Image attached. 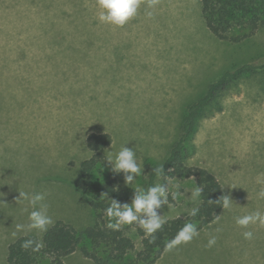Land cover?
I'll list each match as a JSON object with an SVG mask.
<instances>
[{
  "label": "rangeland",
  "instance_id": "374dc122",
  "mask_svg": "<svg viewBox=\"0 0 264 264\" xmlns=\"http://www.w3.org/2000/svg\"><path fill=\"white\" fill-rule=\"evenodd\" d=\"M52 1L0 0V171L14 176L10 188H0V224L14 232L24 225V233L40 239L45 231L27 227L33 208L20 191L45 195L52 224L61 219L84 230L96 221L98 211L77 183L90 155L89 133H111L113 143L104 151L109 158L124 146L135 151L141 174L129 185L117 173L119 186L145 190L143 165L163 163L189 104L225 71L264 62V27L239 42L218 38L198 0H157L153 8L142 0L123 27L99 21L97 0ZM84 20L93 35L68 32ZM193 143L188 165L209 169L240 200L229 194L231 208L174 254L183 263L171 258L166 264H264V226L236 223L264 214V198L251 203L242 193L257 184L264 189V69L234 80L201 113ZM156 184L168 188V203L156 210L164 221L200 203L192 195L195 178L162 175ZM173 192L179 193L175 199ZM120 228L135 243L133 258L145 230L136 222ZM244 231L253 238L245 239ZM213 236L216 243L208 247ZM64 261L96 264L80 250Z\"/></svg>",
  "mask_w": 264,
  "mask_h": 264
},
{
  "label": "trees",
  "instance_id": "16d2710c",
  "mask_svg": "<svg viewBox=\"0 0 264 264\" xmlns=\"http://www.w3.org/2000/svg\"><path fill=\"white\" fill-rule=\"evenodd\" d=\"M198 1L205 25L218 38L239 42L264 27V0ZM88 26V22L84 20L77 26L66 28L70 34L93 35ZM263 69L264 62L253 61L225 71L210 83L205 94L189 104L181 123L180 136L171 146L163 163L143 165L144 172L148 174L145 190L156 185L157 178L162 175L195 178L197 186L202 189L200 203L195 207L198 209L195 216L189 213L168 219L164 221L161 229L152 235L142 232V247L135 257H129L134 253L135 243L122 228L116 230L108 227V224L115 223V220L110 221L106 209L111 205V200L121 205L131 204L136 188L119 186L118 175L112 170L113 166L104 152L113 143L111 133L91 132L86 138L90 155L81 162L77 183L89 196V203L98 211L96 221L84 230H78L60 219L47 228L41 239L34 235H23L9 245L8 263L66 264L64 258L80 250L96 264H153L186 224H194L199 231L214 222L223 211L222 201L217 202L225 196L223 185L209 169L187 163V159L195 154L193 136L197 130L199 116L234 80L248 72ZM157 168L162 169L159 175ZM26 241L32 242L28 248L23 247ZM37 245L38 250H34Z\"/></svg>",
  "mask_w": 264,
  "mask_h": 264
},
{
  "label": "clouds",
  "instance_id": "9594fccd",
  "mask_svg": "<svg viewBox=\"0 0 264 264\" xmlns=\"http://www.w3.org/2000/svg\"><path fill=\"white\" fill-rule=\"evenodd\" d=\"M142 0H97L99 8L98 19L102 23L111 24L117 27L125 26L132 18H134L141 6ZM157 0H148V7L153 8ZM147 15L151 17L152 12ZM112 164V170L116 173L123 172L125 174L126 183L131 185L137 177L141 174V166L137 161L136 153L133 149L126 146L115 155L114 158L108 159ZM159 175L162 169H156ZM202 189L197 187L193 192V197H199ZM179 195L178 192H173L172 197L175 199ZM260 198H264V189L258 193ZM20 199L27 200L32 206L33 210L29 214L30 223L27 225L29 229H36L46 231L48 226L52 224V218L47 215L46 205L42 202L45 200V195L41 193L29 194L20 191ZM19 199V200H20ZM224 210L231 208V198L227 195L222 196L219 201ZM168 203V188L164 185L156 184L147 188V190L135 189V195L131 204L121 205L115 200H111V205L106 209V215L115 223H109L108 227L119 230L122 225H131L134 222L138 223L144 230L146 235H152L157 230L161 229L164 220L158 215L157 209L163 204ZM198 209L193 208L190 215L195 216ZM141 214L146 216V219L141 218ZM236 223L242 228H248L250 224L259 223L264 226V214L256 211L252 214L244 215L236 218ZM17 231L23 230L24 225H17ZM16 233L14 232L13 235ZM243 236L245 239H252V231H244ZM199 235L197 227L192 224H186L177 235L166 246L168 250L191 242ZM31 241H26L23 247L28 248ZM216 243V238L213 236L208 241V247H212ZM39 245L34 250H38Z\"/></svg>",
  "mask_w": 264,
  "mask_h": 264
},
{
  "label": "crops",
  "instance_id": "0c3cea01",
  "mask_svg": "<svg viewBox=\"0 0 264 264\" xmlns=\"http://www.w3.org/2000/svg\"><path fill=\"white\" fill-rule=\"evenodd\" d=\"M13 178H14V176L12 175V173L10 174L9 172H6V171H0V188H6V185L9 186L8 188H10L11 187L10 184H11ZM219 181L223 185V188H224V191H225V195L228 196L230 194V196H232V198L234 200H236V199L238 201L240 200V196L238 195V193L230 192L228 184L224 183L223 180H221V178L219 179ZM259 192L260 191H259L258 184H257L254 188L249 189L247 191H244L242 193H245V195H246L245 201H248L247 199H250V202L252 203L255 198L258 199V202H259V195H258ZM186 215H184V216H186ZM179 216H182V215H178L177 217H179ZM3 220H4V218H3ZM0 225L1 226H4L3 228H0V235L3 236L2 237V242L0 243V248H1V250H4L3 253H2V256H3L4 259H6V260L3 261V264H9L8 263V248H9V245L11 243H13L15 240H17L19 237H21L23 235H27L28 232L27 233H24L25 228H26L25 227V228H23V230H20V231L15 232L16 233L15 234V239H13V233H14V231H12V230H15V227L12 229L10 227L11 224H7L6 222L1 223ZM48 227H50V225ZM34 236H36V235H34ZM189 244H192V243L181 244V245L173 248L172 250H168L166 248L165 251L163 252L162 256L155 263H153V264H166V263H168V261H170L171 258H181L178 255H174V254L177 251H179L180 249H182L184 246L189 245ZM172 251H173V253H172ZM183 261H184V259L181 258L180 259V262L183 263Z\"/></svg>",
  "mask_w": 264,
  "mask_h": 264
}]
</instances>
